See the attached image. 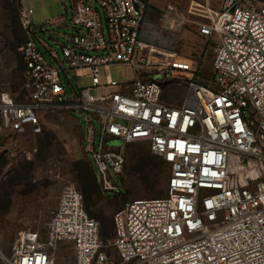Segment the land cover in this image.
I'll list each match as a JSON object with an SVG mask.
<instances>
[{"label": "built area", "instance_id": "built-area-1", "mask_svg": "<svg viewBox=\"0 0 264 264\" xmlns=\"http://www.w3.org/2000/svg\"><path fill=\"white\" fill-rule=\"evenodd\" d=\"M32 12L20 11L27 35L19 46L23 83L17 96L0 87V130L33 135L42 111L80 113L84 151L104 194L120 190L113 174L122 172L124 154L116 140L148 143L169 166L167 192L124 202L113 216L114 237L104 242L83 192L66 184L46 232L20 231L1 259L57 264V247L68 242L74 264H264V0H225L220 10L195 1L186 11L171 4L160 11L150 35L192 28L213 44L210 85L188 79L194 64L179 59L152 74L138 71L150 66L143 0L78 3L68 43L59 44L61 57L52 52L50 63L37 45ZM113 64L131 67L135 76L112 91ZM62 70L78 82L71 91ZM83 76L92 86L79 84ZM181 81L184 98L174 106L164 90Z\"/></svg>", "mask_w": 264, "mask_h": 264}, {"label": "rangeland", "instance_id": "rangeland-1", "mask_svg": "<svg viewBox=\"0 0 264 264\" xmlns=\"http://www.w3.org/2000/svg\"><path fill=\"white\" fill-rule=\"evenodd\" d=\"M222 1L224 3L225 0ZM23 3L24 7H29L27 0H23ZM20 6V0H0V87L8 88L16 96L20 92L24 69L19 52V46L25 40L20 23ZM46 30V27L43 30L37 29L36 42L50 63L52 58L48 52L49 46L61 54L59 42L56 43L55 39L63 41L67 36L48 34ZM66 33H72L71 27ZM143 41L147 44L150 66L139 67V72L152 74L153 67L170 59H179L194 64L193 74L188 79L204 85L211 84L214 52L213 44L207 37L192 28H186L176 33L160 31L156 35L149 34ZM109 73L115 83L109 86L112 91L120 83L128 82L135 76L133 69L124 64H113ZM156 78L159 79L160 74ZM61 79L68 91L72 90V85H78L71 70H62ZM99 79L101 85L106 83L104 68L100 70ZM78 81L82 87L92 86L88 76ZM184 84L181 81L180 85H167L164 99L178 106L184 98ZM93 93L98 94L99 91L95 88ZM75 118L84 124V116L80 113L55 109L42 116L40 130L36 134L14 136L0 130V256L1 253H10L11 245L20 231H45L50 214L58 205L59 196L66 184H78L88 202V213L101 220L104 233L111 230L112 237L114 213L124 202L166 195L169 174L159 172L158 175V170L152 167L154 162L150 156L154 154L146 142L116 144L123 149L124 154L122 172L120 175L113 174V180L120 190L106 194L100 191L97 183L100 175L93 165L96 181L88 162L90 159L84 151L83 133ZM163 165L167 167L165 163ZM108 237L103 241L112 238ZM64 245L56 252L58 264H74L71 246ZM108 253L112 260H118L114 247H108Z\"/></svg>", "mask_w": 264, "mask_h": 264}, {"label": "crops", "instance_id": "crops-1", "mask_svg": "<svg viewBox=\"0 0 264 264\" xmlns=\"http://www.w3.org/2000/svg\"><path fill=\"white\" fill-rule=\"evenodd\" d=\"M83 0H27V3L29 4V9H32V14L30 16L31 25L35 32H37V29L43 30V28L46 27V32L48 34L53 33L56 35H63L67 36L66 40L60 41L59 39H55L56 43L59 42V44H67L68 39L71 34L67 35L66 30L70 27V19L72 16L73 9L78 3H81ZM144 3L147 5L148 10V22L144 24V38L149 36V32H151L153 29L156 28L158 24V16L162 9H164L167 5L171 4L179 8L181 11H186L191 4H194L196 0H143ZM199 2L207 4L211 9L213 10H220L223 1L221 3V0H198ZM23 0H20V11L24 7ZM20 23H21V16H20ZM22 25V24H21ZM23 28V27H22ZM24 30V29H23ZM198 33V32H197ZM25 34V40L27 39L26 32L24 30ZM62 36V37H63ZM202 36V35H201ZM205 37V36H203ZM64 38V37H63ZM22 43V44H23ZM48 47V46H46ZM49 54L51 55L52 52H56L53 47L49 46L48 50ZM59 57H61V54H59ZM45 57V56H44ZM52 58V56H51ZM24 63V62H23ZM25 68V66H24ZM24 74V69H23ZM23 83V81H22ZM22 85V84H21ZM21 87V86H20ZM8 89V88H7ZM52 110H45L41 113V119L42 116ZM76 119V118H75ZM76 121L79 123L82 133L84 132L83 124L79 122V120L76 119ZM89 161V160H88ZM92 164V163H91ZM93 166V164H92ZM57 207V206H56ZM49 221V220H48ZM48 224V222H47ZM46 224V227H47ZM23 231V230H22ZM46 232V229L43 233ZM64 244H69L72 248V244L68 242H61L57 249ZM65 246V245H64ZM73 250V249H72ZM57 252V250H56ZM5 262L0 258V264H4ZM6 264V263H5ZM57 264H58V258H57Z\"/></svg>", "mask_w": 264, "mask_h": 264}, {"label": "trees", "instance_id": "trees-1", "mask_svg": "<svg viewBox=\"0 0 264 264\" xmlns=\"http://www.w3.org/2000/svg\"><path fill=\"white\" fill-rule=\"evenodd\" d=\"M150 159H152L153 160V162L154 163H152V167L154 168V169H157L158 170V175L160 174L159 172H161V173H163V175H165V174H169V166H168V164L164 161V160H161V158L160 157H158V156H155V155H151L150 156ZM160 160V161H159ZM89 162V164H90V166H91V169H92V173H93V175H94V178H95V180H96V177H95V174H94V170H93V166H92V164H91V162L90 161H88ZM166 164L167 165V167L165 166V165H163V164ZM169 176V175H168ZM97 181V180H96ZM75 182V181H74ZM76 183V182H75ZM98 183V182H97ZM77 186H78V184H76ZM98 187H99V184H98ZM78 188L80 189V187L78 186ZM99 189H100V187H99ZM81 190V189H80ZM82 191V190H81ZM84 192H85V190H83ZM101 191V190H100ZM85 206H86V209L88 208V202L86 201V198H85ZM88 210V209H87ZM98 220V219H97ZM99 221V220H98ZM99 224H100V234H101V238L102 239H104V238H109L108 236H111L112 237V231L111 230H109L108 231V233L107 234H105L104 233V223L100 220L99 221ZM113 238V237H112ZM111 238V239H112ZM110 240V239H109Z\"/></svg>", "mask_w": 264, "mask_h": 264}, {"label": "water", "instance_id": "water-1", "mask_svg": "<svg viewBox=\"0 0 264 264\" xmlns=\"http://www.w3.org/2000/svg\"><path fill=\"white\" fill-rule=\"evenodd\" d=\"M121 143V140H116L115 142H114V144H120Z\"/></svg>", "mask_w": 264, "mask_h": 264}, {"label": "bare ground", "instance_id": "bare-ground-1", "mask_svg": "<svg viewBox=\"0 0 264 264\" xmlns=\"http://www.w3.org/2000/svg\"><path fill=\"white\" fill-rule=\"evenodd\" d=\"M1 251V250H0Z\"/></svg>", "mask_w": 264, "mask_h": 264}]
</instances>
